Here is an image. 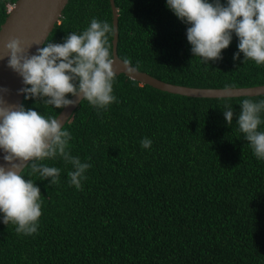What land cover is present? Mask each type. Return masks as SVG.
Instances as JSON below:
<instances>
[{
  "label": "trees",
  "instance_id": "trees-1",
  "mask_svg": "<svg viewBox=\"0 0 264 264\" xmlns=\"http://www.w3.org/2000/svg\"><path fill=\"white\" fill-rule=\"evenodd\" d=\"M15 1L0 0V25ZM114 3L118 56L137 69L192 87L264 84V65L243 63V53L233 60L235 34L221 60L204 64L166 0ZM93 18L112 25L109 0H68L43 46L82 33ZM112 94L107 109L81 101L63 125L71 155L91 165L81 189L69 184L72 165L60 158L41 162L61 170L57 184L29 175L30 165L23 170L41 190L42 215L37 232L24 235L0 213V264H264V160L236 122L241 102L264 94L190 97L124 74ZM22 104L46 118L61 111L24 97Z\"/></svg>",
  "mask_w": 264,
  "mask_h": 264
},
{
  "label": "clouds",
  "instance_id": "clouds-1",
  "mask_svg": "<svg viewBox=\"0 0 264 264\" xmlns=\"http://www.w3.org/2000/svg\"><path fill=\"white\" fill-rule=\"evenodd\" d=\"M167 7L186 25L187 41L193 57L207 64L221 60L222 50L229 47L233 34L238 38V51L233 60L243 53V63L252 60L264 65V0H166ZM10 7V6H9ZM116 29L106 21L93 18L82 33H69L63 43L49 42L29 52L32 45L19 37L11 38L0 60L7 58V66L22 77L24 87L18 90L24 98L42 101L56 109L75 106L86 100L99 109L116 102L113 83L117 72L110 52L109 35ZM8 89L0 88V150L5 164H0V213L2 222L12 224L18 234L37 232L42 215L41 190L23 170L30 165L29 175L38 174L39 180L59 183L60 169L41 163L62 159L71 164L69 184L81 189L89 163L69 151L71 134L63 129L57 117H45L23 104L4 100ZM69 95L73 98H68ZM227 125L234 112L225 105ZM264 100L244 99L236 117L239 131L249 143L254 155L264 160V131L259 126ZM152 141L141 140L142 148Z\"/></svg>",
  "mask_w": 264,
  "mask_h": 264
},
{
  "label": "water",
  "instance_id": "water-1",
  "mask_svg": "<svg viewBox=\"0 0 264 264\" xmlns=\"http://www.w3.org/2000/svg\"><path fill=\"white\" fill-rule=\"evenodd\" d=\"M67 2L68 0H16L8 8V14L0 25V55L4 54L6 51L4 45L13 37H19L26 41L27 45H32L29 52L35 54L37 48L42 47L45 43L55 23L59 21ZM109 2L112 13V25L116 29L111 42L112 58L117 75L124 74L130 79L136 80L141 84L150 85L161 91L190 97L225 98L264 94V84L224 88L192 87L169 83L137 69L118 56V13L114 0H109ZM22 87H24L22 77L7 66V58L0 60V88L8 89V92L3 94L6 103L22 104L24 94L18 92ZM78 104L61 109L58 113L56 117L62 121L63 125ZM3 155V150H0V164L6 163L3 160Z\"/></svg>",
  "mask_w": 264,
  "mask_h": 264
}]
</instances>
